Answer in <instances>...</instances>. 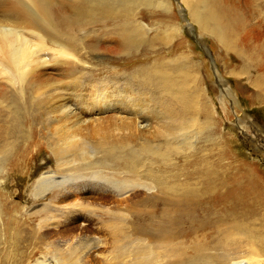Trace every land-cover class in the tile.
I'll return each instance as SVG.
<instances>
[{
    "label": "bare ground",
    "instance_id": "bare-ground-1",
    "mask_svg": "<svg viewBox=\"0 0 264 264\" xmlns=\"http://www.w3.org/2000/svg\"><path fill=\"white\" fill-rule=\"evenodd\" d=\"M59 1L61 6H57L55 0H0L1 72L12 76V80L21 87L20 93L32 88L31 80L47 73L51 67L83 63L81 51L85 46L82 40L74 36L77 29L81 31L83 27H90L91 24L96 26L99 23L103 25L112 22L118 33L115 39L116 47H120L124 55L132 56H136L134 53L140 48L150 49L155 44H170L174 34L180 32V29L174 27L170 32H164L163 36H155L149 40L146 32H142L145 27L138 22L141 10L169 12L170 0ZM179 3L185 12L183 20L188 23L186 27H190V32L198 34L201 49L206 50V37L210 36L223 50L234 52L236 59L243 62L245 67H242V72L245 75H249L252 70L264 72V45L257 47L255 44L257 32H264V0H180ZM120 49L110 50L114 53ZM46 56L51 59L49 64L44 62L43 57ZM202 65L204 66H196L190 58L180 56L176 60H162L146 70H140L144 80L139 82V85L145 89H155V92L162 94L161 97L165 96L162 103L165 118L175 116L178 110L192 111L190 114L194 113L195 118L197 113L205 115L207 119L203 123L204 126L200 122L196 123V118V121H189L190 123L184 126L187 130L194 128L198 123L202 126L199 127L207 130L213 125L210 104L207 107V102L202 98ZM133 73L132 71L131 75ZM263 79L264 77L257 78V86L264 84ZM121 81L127 80L120 79L117 74L101 83V91L97 92L96 97H73L72 102L83 105L79 109L68 103V94L56 95L49 99L53 107L52 120L56 123L52 132L64 144L54 151L63 175L41 178L35 189L33 188L36 197H43L48 192L58 190L48 205L51 216L38 220L37 224H33L32 219L17 223L16 218L10 217L7 220L8 226L4 224L9 232L8 239L13 241L14 250L20 249L21 243L27 246L45 243V234H41V230L46 224L54 222L56 225L53 230L59 228L62 223L59 218L64 215H67V226L80 218L93 223L101 218L98 214L100 209L107 219L102 221V228L110 230L115 242L113 262L107 257L111 264H264V239L255 236L246 221L252 218L253 210L248 208V211H241L245 197H240L234 192L214 195L216 190L213 191V180L207 183L201 192L171 182L165 166L172 165L171 155L178 152L179 147L176 148L168 140H164L160 145L150 143V131L154 128L151 125H147L150 129L142 128L146 121L149 124L150 113H154L150 107L152 104L149 106L144 103L147 93L139 91L138 95L126 82L124 83L127 86L122 89L119 86ZM133 96H137L136 99ZM175 100L178 101L177 104ZM11 104L13 112L19 109L22 111L26 106L24 103L18 104L16 100ZM85 106L89 108L84 109ZM100 116L103 122L98 119ZM155 116L153 115V118ZM167 126L165 125V130H168ZM86 129L89 130L82 133V130ZM16 147L10 143L2 149L1 145L0 162L5 157L7 159ZM157 165H160L158 169ZM249 179L251 191L256 190V179ZM138 191L148 194L147 200H139L133 208L136 210L143 207L142 212H147L145 208H149L148 225L152 237V244L149 246L152 248L137 246L134 251L129 252L124 250L125 246L121 243L125 223L121 205L117 204L110 210L108 207L86 203V198L91 194L111 196L126 192H133L138 196ZM71 195L81 196L79 202L74 201L71 208L60 205L67 202ZM142 217L147 219V215ZM210 231L213 235H210ZM198 232H202L205 240L190 247L186 246L184 238L195 237ZM238 237L241 238L240 242H250V258L244 259L233 254L231 246L236 244ZM99 246L101 245L98 238L79 235L72 241L68 239L54 245V260L48 262L45 259L46 262L41 258L37 264H85L84 256L89 250ZM79 248L84 251L78 257L76 252ZM210 251H214V254H209ZM37 252H40V247ZM128 256H131V260H127ZM167 258H171V261L168 262ZM108 262L106 264H109Z\"/></svg>",
    "mask_w": 264,
    "mask_h": 264
},
{
    "label": "rangeland",
    "instance_id": "rangeland-1",
    "mask_svg": "<svg viewBox=\"0 0 264 264\" xmlns=\"http://www.w3.org/2000/svg\"><path fill=\"white\" fill-rule=\"evenodd\" d=\"M179 2L180 0H170L171 10L167 13L162 10H141L138 15V22L145 27L142 32H146L149 40L155 36H163L164 32H170V29L174 27L180 29V32L174 34L170 44H155L150 49L140 48L139 51H135L136 56L124 55V51L120 47H116L115 39H117L118 33L115 24L112 22H106L103 25L99 23L96 26L91 24L90 27H83L81 31L77 29L74 32V36L82 40L85 46L81 51V62L83 63L51 67L47 73L31 80L32 88H26L27 90L25 89L26 91L23 93L19 92L21 87L15 83V80H12V76L5 72L4 75L0 67V142L4 139L0 146L2 145V149H5L6 145L10 143L17 146L16 150L7 156L8 160L5 157L0 162V210L2 214L0 215L2 231L0 264H37L41 258L47 259L48 262L52 261L54 260L52 259L54 245L68 239L72 241L79 235L98 238L101 245L88 251V254L83 258L85 264H106L109 259H112L113 262L115 242L110 230L102 228L104 226L102 221L106 218L100 209L97 213L101 218L96 219L97 222L101 220L100 223L96 221L90 223L80 218L67 226V215L59 216L62 217L59 218V221L62 222L59 228L53 230L56 225L54 222L46 224V227L41 230V234H45V243L39 246H27L21 243L20 249L17 250H14L13 241L8 239L9 232L6 225L8 226L7 220L10 217L16 218L17 223H25L32 219V223L37 224L38 220L51 216L48 205L51 204L58 190L48 192L43 197L34 196V187L41 178L63 175L54 151L64 144L52 132L56 123L52 120L51 110L53 107L49 103V99L56 95L68 94L67 97L70 98L68 103L79 109L83 105L79 106L76 102H72L73 97L78 99L96 97L97 92L101 91V83L117 74L120 79L127 80L124 82L129 83V87L138 95L139 91L147 93L146 97H143L144 103L155 106H150L153 109L152 113L154 112L150 113V117L153 118V115H157L153 119L147 118L150 120L149 124L146 121V124L144 123L142 126L144 130L150 129V126L147 125L154 128L151 130L152 133L150 131V143L160 145L164 140H168L173 146L180 148V150L178 148V152L171 155L172 165L165 166L168 176L170 175L169 180L177 186L195 188L200 192L203 191L207 183L213 180V191L216 190L214 195L233 194L232 192H234L240 197H245L244 207L241 211H248V208H252L254 213L251 219L246 220L249 222L247 225L251 227L255 236L264 239V84L257 86V78H263L264 72L252 70L251 73H248L249 75H245L242 72L243 62L236 59L234 52L223 50L219 43L210 36L206 37V50L201 49L200 41L197 38L198 34L190 32V27H186L188 23L183 20L185 12ZM55 3L58 4L57 6H61L59 0H55ZM23 33L31 34L32 32ZM255 44L257 47L264 45V32H257ZM107 47L112 50L117 48L120 51L113 53ZM180 56L190 58L196 66L204 64L201 72L204 84H202L204 89L202 98L207 102H205L207 107L210 104L209 109H211L213 117L211 118L213 122L211 129H202L207 118L204 117V114L197 113L198 120L196 121L194 113L190 114L192 111L178 110L175 116L165 118L162 107L165 96L161 97L162 94L159 91L155 92V89L148 87V91L139 85V82L144 80L141 78V69L146 70L156 62L176 60ZM43 58L44 62L48 64L51 61L47 56ZM6 65L8 66V64ZM132 71L134 73L131 75ZM233 72L237 73L233 74ZM124 82L119 83L122 89L127 86ZM109 84L113 85L112 82ZM143 88L145 91L142 90ZM136 97L133 96L134 99ZM14 100L18 104H26L25 108L22 111L19 109L13 112L11 103ZM177 102L175 100L176 104ZM85 108L89 107L85 106ZM190 115L192 116L190 117ZM88 118L91 117L88 116ZM98 119L101 122L104 121L101 116ZM189 121L200 122L202 126L198 123L193 126L194 128L187 130L184 126L190 123ZM68 123L69 121L66 122V124ZM165 125H168L169 131L165 130ZM161 126L162 131L160 130ZM90 129L94 128L90 127ZM88 130H82V133ZM91 141L93 142V140ZM138 143L141 144V142ZM159 166L157 165V169ZM251 177L256 179L258 185L254 191H251L249 179ZM186 183L188 184L186 185ZM151 193L149 192V194ZM137 195L135 196L133 192L111 196L91 194L86 198V203H92L97 207H108L110 210H113L117 204L121 205L125 218L121 243L125 246L124 250L129 252L137 246L143 247L152 244L150 226L148 225L149 208H145L147 212L141 211L144 210L143 207L136 210L133 208L139 200H147L148 194L144 192ZM80 198L81 196L71 195L67 202L60 205L71 208V205L79 202ZM146 215L147 219L142 217ZM147 226L149 227L147 228ZM209 233L213 235L212 231ZM203 238L202 232H198L195 237L184 238L183 242L190 247L203 242L205 240ZM238 238L239 240L235 241L237 245L231 246L233 254L240 255L239 257L244 259L250 258L248 250L250 242H240L241 238ZM129 241H132L133 244ZM39 247L40 252H37ZM83 251V248H79L76 255L80 256ZM209 254H214V251H210ZM128 257L127 260H131V256ZM171 258H167L168 262L171 261ZM47 260L45 261L47 262Z\"/></svg>",
    "mask_w": 264,
    "mask_h": 264
}]
</instances>
